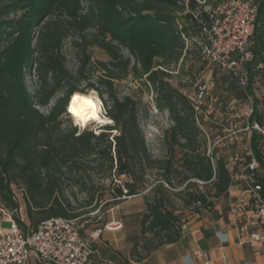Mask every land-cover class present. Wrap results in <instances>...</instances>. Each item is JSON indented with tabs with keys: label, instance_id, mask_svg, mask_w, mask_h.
Masks as SVG:
<instances>
[{
	"label": "trees",
	"instance_id": "16d2710c",
	"mask_svg": "<svg viewBox=\"0 0 264 264\" xmlns=\"http://www.w3.org/2000/svg\"><path fill=\"white\" fill-rule=\"evenodd\" d=\"M181 1L0 0V199L24 234L52 217L86 215L67 199V184L73 196L74 191L90 193L85 207L91 213L102 210L94 194V175H102L112 183L123 176L132 178L124 186L115 187L113 202L137 196L152 169L160 172L172 191L182 188L172 194L186 208H194L195 214L211 211L219 199L228 195L234 175L227 160L218 156L217 148L210 154V140L202 131L195 103L168 80L167 68L177 66L194 44V33L178 22L177 14L185 10ZM190 6L195 8L196 2L191 1ZM258 13L252 64L264 66V0ZM186 19L191 25V16ZM67 40L77 52L79 65L75 73L69 70L63 49ZM92 47L109 57L99 62L100 82L107 87V117L114 122L98 134L65 127L64 120L72 96L85 94L78 83L89 82L85 71L92 64ZM28 75L35 80L33 92ZM129 75L154 93L156 108L161 113L167 111L172 121L163 136L173 152L166 159L150 154L140 128L137 102L115 96V82ZM261 76L264 83V72ZM88 86L95 89L92 82ZM54 100L48 114L42 113L40 108H48ZM255 116L263 126L262 117ZM250 145L263 172L259 174L256 169L252 174L262 188L264 201L263 135L253 131ZM177 152L182 154V171L175 167ZM246 160L247 164L252 161L249 157ZM21 183L27 191L30 227L17 215L19 205L13 185ZM157 190L161 194L153 201L146 200L147 211L141 218L143 234L159 239L158 244L146 248V255L182 236L181 217L166 206V195L171 191L163 182Z\"/></svg>",
	"mask_w": 264,
	"mask_h": 264
},
{
	"label": "rangeland",
	"instance_id": "374dc122",
	"mask_svg": "<svg viewBox=\"0 0 264 264\" xmlns=\"http://www.w3.org/2000/svg\"><path fill=\"white\" fill-rule=\"evenodd\" d=\"M231 0H208L211 10L217 9L222 3ZM255 5H258L262 0H253ZM85 5V3L83 4ZM191 8V7H190ZM205 6L200 9L197 5L196 9L191 8L192 11L204 10ZM178 22L182 26H187L194 34L199 30L194 29L193 24H189L186 19V15L183 13L177 14ZM190 27H192L190 29ZM64 52L67 57L68 68L71 72L75 73L78 68L77 52L71 46V41L67 40L64 44ZM253 50V49H252ZM92 61L91 66L85 71V76L89 78V82L81 80L78 83L79 89L85 94H95L102 102L104 116L107 117L106 100L108 99L107 87L101 84L102 73L100 71V63L109 60L108 55L97 47H92ZM125 57H128V52L123 50ZM162 62V61H159ZM259 64H249L247 72L250 77V91L251 94H244L235 80L230 77L223 69L217 66L211 65L208 61L202 58L201 52L197 45H190V51L187 56L176 66L172 64L168 67L169 82L174 89L182 92L191 102L194 101L198 87L205 85L209 88L208 96L202 104H199L198 116L200 117V123L202 131L209 138L208 143L210 154L217 148L218 156L227 160L228 167L234 175V186L236 189H242L246 191L248 195L249 205L246 210L250 211L246 214L243 211V207L236 208L238 213L243 212L241 219L244 222L253 224L252 226L258 229L260 232H264V223L258 218L259 203H256L254 196L246 185L243 170L247 165V157L250 158L249 152L245 150L246 147H250V140L253 131H257L264 137V83L262 81L261 74L264 72V66L257 70L256 67ZM251 75L253 79L251 81ZM30 92L34 90L35 80L29 75L27 76ZM95 84L94 88H89V83ZM249 90V89H248ZM115 96L120 100L130 97L139 105L138 120L140 122V128L142 134H144L146 146L149 149L150 154L157 159H166L173 154L171 149L163 141L164 132L172 126V121L169 119L168 112L161 113L155 104V95L150 90L142 85V82L135 79V76L129 75V77L120 82L114 84ZM56 100V99H55ZM55 100L48 106V108H40L41 112L48 114L50 107L53 106ZM260 116L263 119V126H261L256 116ZM65 127L77 128L79 132L94 131L96 134L101 129L107 127V125L113 126V120L108 121L106 124H98L92 122L87 127L77 125L74 118L67 109V114L64 116ZM258 125L259 130L254 127ZM249 128V130H246ZM117 131L113 132L116 135ZM253 154V153H252ZM181 156L180 152L175 153L174 162L175 167L181 169ZM258 173L263 174L259 171ZM102 175L92 176L93 183L95 184L94 194L96 200L101 205L102 210L95 215H91V209L85 207L86 202L89 199L90 193L74 191L75 196L71 194L70 185H66L65 195L71 202L73 208L78 212L86 214L85 218V230H94L96 227L101 228L108 222L107 218H115L123 223L124 229L120 231L129 240V256L133 261L138 262L143 256L147 254L146 248H151L159 243L157 237L154 238L151 234H143L141 218L147 211L146 200L153 201L156 196L161 193L157 190L159 183L163 182L165 188L171 193H167L166 198L169 199L166 206L174 211L181 217V220L187 219L189 216L195 214L194 208H186L181 201L172 194L182 190H171L168 184L164 182L161 174L158 170H149L145 176V182L140 187L137 196L125 197L117 202H113L115 194L113 190L116 186H124L126 182L132 180V178L123 176L114 180L102 179ZM182 176H179V179ZM125 189V188H123ZM125 192V191H124ZM13 193L16 202L19 205L17 212L18 217L22 222L30 227V221L28 218V212L26 211L28 196L25 185L23 183L13 185ZM93 193V191L91 192ZM218 200L216 203H219ZM115 203H118L115 205ZM241 209V210H240ZM204 212V211H203ZM14 220L12 212L7 210L0 199V227L8 228L9 221ZM183 223V222H182ZM106 234V232H104ZM103 233V234H104ZM109 233V232H108ZM99 236L102 239V235ZM116 241L120 243L121 238L117 237ZM108 244L109 242L106 241ZM30 264H43L42 262H32ZM94 264V261H93Z\"/></svg>",
	"mask_w": 264,
	"mask_h": 264
},
{
	"label": "built area",
	"instance_id": "2783aa9c",
	"mask_svg": "<svg viewBox=\"0 0 264 264\" xmlns=\"http://www.w3.org/2000/svg\"><path fill=\"white\" fill-rule=\"evenodd\" d=\"M191 1L196 2V7L199 5L201 9L205 6V9L192 11ZM180 3L185 6L183 14L191 16L190 23L199 30L192 41L199 48L202 58L228 73L247 95L250 88L247 68L255 59L252 38L256 30L259 6L253 0H231L211 10L208 0H182ZM261 67L262 65H258L256 69ZM198 88L193 101L197 111L199 104L205 101L209 93V88L205 85ZM254 128L259 130L258 125ZM245 150L250 153L252 161L244 168L243 177L255 202L259 203L257 214L264 223V201L260 195L262 188L256 184L252 174L258 168V163L253 158L251 146ZM98 212L100 209L91 215ZM85 218L86 215L78 218L52 217L40 222L37 229L28 234H24L15 221L10 220V227H0V264H30L35 261L43 264H93L97 252L92 239L104 232L121 231L124 225L113 219L97 228L90 239L84 235ZM262 237L264 232L260 231L252 235L254 240Z\"/></svg>",
	"mask_w": 264,
	"mask_h": 264
},
{
	"label": "crops",
	"instance_id": "0c3cea01",
	"mask_svg": "<svg viewBox=\"0 0 264 264\" xmlns=\"http://www.w3.org/2000/svg\"><path fill=\"white\" fill-rule=\"evenodd\" d=\"M230 189L211 211L183 219L179 241L158 247L138 262L130 258L129 240L120 231L106 232L102 239L95 237L94 264H264V237L254 240L252 235L259 230L244 222L243 212L239 214L236 209L243 207L246 214L250 213L246 210L250 204L247 192L234 185ZM113 219L117 220L108 217L106 223ZM97 228L86 229L84 235L90 238Z\"/></svg>",
	"mask_w": 264,
	"mask_h": 264
},
{
	"label": "clouds",
	"instance_id": "9594fccd",
	"mask_svg": "<svg viewBox=\"0 0 264 264\" xmlns=\"http://www.w3.org/2000/svg\"><path fill=\"white\" fill-rule=\"evenodd\" d=\"M79 96H76L71 100L70 111L74 114L75 123L77 125H83L89 121H97L99 124H103L105 121L100 119L98 113L100 109L93 104L89 99H77ZM81 98V97H79ZM99 102H97L98 104Z\"/></svg>",
	"mask_w": 264,
	"mask_h": 264
},
{
	"label": "bare ground",
	"instance_id": "6f19581e",
	"mask_svg": "<svg viewBox=\"0 0 264 264\" xmlns=\"http://www.w3.org/2000/svg\"><path fill=\"white\" fill-rule=\"evenodd\" d=\"M76 96H79V97L84 98V99L91 100L93 102V104L96 105L100 109V112L98 113V115H99L100 119H103L105 121L103 124H106L108 121H110L109 118H106L104 116V110H103L102 102H101V100L95 94L89 95V94H83V93L77 92V94H75V95L72 96L71 100L73 98H75ZM71 100H70V102H69V104H68L67 107H68L69 113L72 115V117L75 120L74 114L70 111V108H71ZM97 102H99V103L97 104ZM92 122L98 123L97 121H89L88 123L83 124L81 126L87 127L88 125L92 124Z\"/></svg>",
	"mask_w": 264,
	"mask_h": 264
},
{
	"label": "snow or ice",
	"instance_id": "6c2138e0",
	"mask_svg": "<svg viewBox=\"0 0 264 264\" xmlns=\"http://www.w3.org/2000/svg\"><path fill=\"white\" fill-rule=\"evenodd\" d=\"M77 99H82V98H79V97H78Z\"/></svg>",
	"mask_w": 264,
	"mask_h": 264
},
{
	"label": "water",
	"instance_id": "95a60500",
	"mask_svg": "<svg viewBox=\"0 0 264 264\" xmlns=\"http://www.w3.org/2000/svg\"><path fill=\"white\" fill-rule=\"evenodd\" d=\"M70 102V101H69ZM69 104V103H68ZM68 106V105H67Z\"/></svg>",
	"mask_w": 264,
	"mask_h": 264
}]
</instances>
